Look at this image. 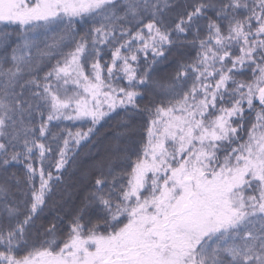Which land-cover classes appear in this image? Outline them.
Returning a JSON list of instances; mask_svg holds the SVG:
<instances>
[{"label": "snow or ice", "instance_id": "obj_1", "mask_svg": "<svg viewBox=\"0 0 264 264\" xmlns=\"http://www.w3.org/2000/svg\"><path fill=\"white\" fill-rule=\"evenodd\" d=\"M0 264H264V0H0Z\"/></svg>", "mask_w": 264, "mask_h": 264}]
</instances>
